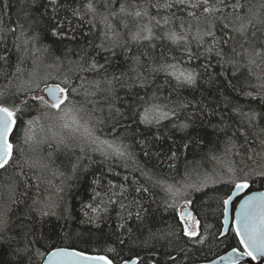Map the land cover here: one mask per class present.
I'll use <instances>...</instances> for the list:
<instances>
[{
  "label": "snow or ice",
  "instance_id": "1",
  "mask_svg": "<svg viewBox=\"0 0 264 264\" xmlns=\"http://www.w3.org/2000/svg\"><path fill=\"white\" fill-rule=\"evenodd\" d=\"M116 0H111L114 4ZM35 4V0H33ZM48 4L52 5L53 14L45 16L41 14V20L45 23V30L52 37L57 38L61 42L68 40L69 43L76 40L77 27H73L72 18L83 20L87 14H91L93 18L99 15V9L96 0H87L83 5L84 11L80 7L66 9L65 16L60 18L56 13L57 0H48ZM48 4L44 5L45 12ZM110 4V0H103V8L107 15L103 16L102 22L105 31L101 33L104 40L111 41L108 47H105L104 41L99 45H95L96 49H102L106 55L104 63H99L96 56L90 55L87 48L81 47L79 52L75 53L78 57L76 60H68V70L63 74L59 73L60 67L65 63L61 57L55 58V64L58 69L57 75L47 72L40 75L39 71L34 69L29 72L28 79L16 86L15 92L8 88L0 89V172H8L9 168L14 169L11 176L0 183V254H10L13 259L8 264H144L145 257L141 255H130L125 258L122 252L125 248L131 253L133 248H143L148 251V264H160V254L163 250L164 264H182L180 254H184V260H189L186 255L188 251L187 245H206L209 241L214 240L221 243V238L226 236L225 228L235 234L237 239V247L226 250V255L219 256L221 264H247L245 257L252 260L258 257H264V191H250L252 185L258 180L264 183V127L259 128V134L254 137L256 147H248L243 153V158L239 163L234 159L221 160L220 157L213 156L219 164L218 168L210 172H204L199 169L198 165L186 167L183 175L179 180L173 183H167L161 179L155 178V174L151 169L142 167L137 164L141 176L144 177L145 183H150L152 188H160L164 193L162 203L165 210H171L177 226L167 229L153 230L151 227V216L149 208L145 207L143 197L129 199L128 196L132 191L138 194L150 193L149 187L141 184L138 180L133 179L131 184H127L128 176L124 177V182L115 184L111 179L107 184L102 181L106 178L104 173L96 176L92 183L99 186L102 191L93 189L92 203L84 206L90 209L92 215L88 211H84L86 221L81 223H89L95 226L99 235L93 237L89 233V238L85 240L79 234L76 239L84 244L79 247L77 244H65L57 246L46 242L52 239L51 235L45 231L44 218L57 217L64 218L65 223L70 218L68 209L61 203L62 197L54 198L50 193L47 197L33 199L32 205L28 212L25 213V219L15 225L18 229L12 233V205L22 203L20 196L27 197V181L24 179V168L40 167L47 169L48 164L41 161L29 162L27 158L28 151H35L34 145L38 143L36 136V126L42 120L47 121L40 124V130L45 132V139L53 140L57 149L72 150L79 149L81 155L76 157V162L72 165L73 172H77L79 165L85 157L91 161L89 153H99L104 161L118 158L124 161L132 160L134 153L130 151V145L124 142L125 137L117 135V128L121 124V117L124 112L120 107L116 106L115 88L116 83L124 81L125 76H129L134 83H139L141 87L149 83L148 76L153 73H165L176 81L177 87L194 86L201 76H206L209 97L216 93L219 89L231 88L233 92L239 95L251 97L253 100L259 99L264 104V28L256 29L249 35L250 27L255 28L256 24L264 26V3L260 4L258 9L247 7L241 0H120L119 7L114 8ZM5 7L9 5L5 4ZM177 7L180 10L187 9V15L194 17L197 22H203L205 29L197 28L194 34H191V25L185 29L183 22L180 28L183 32H178L175 28L164 32L162 37H157L153 31L155 25L160 24V20L152 16L150 9H171ZM200 11V15H197ZM70 12V17H69ZM27 15V14H26ZM120 17L144 18L147 17L149 23L138 27L137 31L129 33V41L139 43L140 41L151 42L155 39H167L172 44H183V52L187 56V61L183 59L177 60L172 58L173 62H167L163 56L159 63L155 62L148 52H142L140 55L131 56L132 65L128 72H121L116 75L115 72L109 74L108 68L111 66V60L117 56L114 51L117 47L124 50L125 54H130L127 43H120V32L114 30L112 20ZM172 19H180L172 14L171 17H163L164 24L167 25ZM221 22L223 29L222 38L215 36L214 29L216 22ZM92 23V21H88ZM38 21L30 20L29 28H32ZM121 26L127 27V20H121ZM93 27L95 25L93 24ZM2 31V29H0ZM15 32V29H9ZM23 35V33H21ZM205 37L211 38L212 43L204 47ZM19 39V37H17ZM39 33L33 34L29 40L38 42ZM195 40L197 48H203L199 52V56L208 55L215 56L217 65L221 68L220 72H216L212 67L211 59L208 63L202 65L204 69L202 73L191 67L184 66L194 58H198L189 45ZM229 41L237 43L226 54L224 46ZM28 41H25L27 43ZM155 47V45H153ZM36 51L48 52L47 47L38 48ZM69 48L67 53H71ZM66 53V55H67ZM147 57L142 60L141 57ZM230 56V58H229ZM0 59H5L0 57ZM7 62V61H6ZM225 65H230L234 71L231 77H225ZM52 67V65H48ZM241 68L247 69V77L243 84L239 82L232 83L237 80V73L244 76ZM261 68L258 74L253 69ZM209 69H212L211 71ZM17 71L21 69L17 68ZM93 73L99 75L104 73L102 79L89 81L85 76H81L82 83L73 85L71 75L73 73ZM134 73V76L132 75ZM15 75V73H13ZM256 83H252L251 79ZM227 80V83H225ZM11 83V81H10ZM85 85H88L86 88ZM123 86V85H121ZM131 87V85H129ZM252 88L254 91H247ZM85 96H95L98 93H104V99L107 103L108 116L103 117V108L97 107L95 101L91 102L92 107L74 99L79 96L81 91ZM118 99V97H117ZM225 101L231 102L228 96L224 97ZM140 102L136 104L135 110L132 112V121L137 125L160 126L161 121L170 117L179 120L177 108H170L168 105L160 102V97L153 93L145 94L139 98ZM191 103V102H188ZM37 109L38 115L27 121H23V129L21 135H16L20 128L21 116L25 113L29 106ZM188 106L186 103L178 105L179 109ZM232 111L246 118L249 128H257V121L264 123V112L257 113L253 110L243 112L238 106H233ZM217 109L211 106V103L199 104L196 112L190 113L184 120H179L178 124H173L174 129L185 132L189 128H193L197 119L203 120L205 116L215 117ZM107 121H112V131L108 135L103 134V127ZM212 127L219 131H224L225 125L223 117L220 122L213 124ZM130 125L125 124V129ZM239 131L245 138V144H249L248 132L245 128ZM236 133H233L235 136ZM157 141L159 136L154 137ZM187 141L183 144L184 149H189L193 144L203 143V140L197 141L195 138L185 136ZM139 144L147 147L146 139L138 141ZM51 146V145H50ZM244 145L239 148L235 144L233 137L229 136L225 142V157L241 156ZM168 156L169 161L178 158V152L170 150ZM152 155L148 151H144V156ZM159 156L160 153H155ZM170 168H174V164H169ZM112 171L111 167L108 172ZM61 175H63L61 173ZM118 175V174H117ZM19 178V179H18ZM36 179H39L38 177ZM23 181V183H21ZM51 184V181H48ZM132 185H136L132 188ZM219 185L220 187H216ZM23 187L25 191L20 192ZM39 184H37V188ZM118 189V191H117ZM204 189L212 192L209 197L210 201H214L220 209L221 228L218 229V236L207 231L212 225H207V229L202 230L200 219L193 215L190 206L194 201L190 198L193 192L204 193ZM57 193L62 189H57ZM242 194V195H241ZM239 200V203H237ZM98 201V203H97ZM126 201V202H125ZM95 204V206H93ZM115 221L110 225V230L104 232L100 229V223L107 222L110 219L109 209L117 208ZM58 209L63 210V217L58 215ZM64 236L68 239L73 238L71 232H65ZM183 244V247L178 245ZM95 245V247H93ZM119 249V250H118ZM159 249V250H158ZM171 249V251H167ZM176 253V254H173ZM203 264H216L215 259H209L207 256L203 258Z\"/></svg>",
  "mask_w": 264,
  "mask_h": 264
},
{
  "label": "trees",
  "instance_id": "2",
  "mask_svg": "<svg viewBox=\"0 0 264 264\" xmlns=\"http://www.w3.org/2000/svg\"><path fill=\"white\" fill-rule=\"evenodd\" d=\"M99 9V15L95 18L91 14H87L83 20L78 18H72L73 27H77L78 31L76 34V40L69 43L68 40L60 41L55 37H52L45 30V23L41 20V14L50 16L53 14L52 5L48 4V0H0V89L8 88L10 91L15 92L16 86L21 84L23 81L28 79L29 72L34 69L39 71L40 75H44L47 72H51L52 75L58 74L56 67L55 58L61 57L65 63L60 67L59 73L63 74L68 70V60H76L78 57L75 53L79 52L81 47L87 48L90 55L96 56L99 63H104L106 55L111 53H105L102 49H96L95 45L101 44L104 41L105 47H108L111 41L104 40L101 35L105 31L104 23L102 22L103 16L107 15L103 8V0H96ZM140 0H137L139 3ZM155 2V0H153ZM162 3L163 0H160ZM234 2V0H233ZM247 7H253L258 9L264 0H241ZM87 3V0H57L56 13L60 18L65 16V10L80 7L81 11H84L83 5ZM120 0H116L114 4H110L114 8L119 7ZM131 3V0H128ZM9 5L5 7L4 5ZM48 4L47 11L45 12L44 5ZM187 9L180 10L177 7L171 9H150L152 16L160 20L159 25H155V21L152 22L154 25L153 31L157 37H162L164 32L169 29L175 28L178 32H183L184 29L180 28V24L183 22L185 29L188 25H191V34H194L197 28L205 29L206 25L201 21L197 22L194 17L187 15ZM175 13L180 19H172L169 24L165 25L163 17H171ZM27 14V15H26ZM197 15H200V11H197ZM70 17V12H69ZM127 20V27L121 26V20ZM38 21L32 28H29V21ZM88 21H92L89 23ZM114 25V30L120 32V43H127L130 54L126 55L124 50L120 47L114 49L117 56L111 60V66L108 68V73L113 72L119 75L121 72H128L129 67L132 65L131 56L140 55L142 52H148L155 62L159 63L161 57L167 62H173L172 58L175 57L177 60L183 59L187 61V56L183 52L184 45L172 44L167 39H153L151 42L140 41L139 43L129 41V33L137 31L138 27H142L148 24L147 17L144 18H133V17H120L111 21ZM93 24L95 27H93ZM216 28L214 29L215 36L222 38L223 29L221 22H216ZM15 29V32L9 31V29ZM264 28L260 24H256L255 28L250 27L249 35L256 29ZM39 33L40 39L38 42L29 40L35 33ZM23 33V35L21 34ZM19 37V39H17ZM25 41H28L25 43ZM205 45L207 47L212 43L211 38L205 37ZM236 41H229L224 46L225 53L231 52L232 47L236 44ZM155 45V47H153ZM43 47L48 48V52L36 51V49ZM191 50L197 54L198 58L192 59L190 62L184 64L186 67H191L202 73L204 69L202 65L208 63L211 59L212 67L216 72H220L221 68L217 65V59L214 55L209 57L207 54L199 56V52L203 51V48L198 49L195 40H192L189 45ZM71 48L72 52L67 53V50ZM67 53V55H66ZM230 58V56H229ZM142 60H147V57H141ZM7 61V62H6ZM52 65V67H48ZM17 68L21 71H17ZM264 68V66H261ZM261 68H254L253 70L258 74ZM210 71L212 69H209ZM234 69L230 65H225V77H231ZM241 72L237 73V80H233L232 83L239 82L243 84L245 77H247V69L241 68ZM15 73V75H13ZM134 76V73L132 74ZM85 76L89 81L102 79L104 73L101 72L98 76L93 73H73L71 80L73 85L82 83L80 77ZM251 79V78H249ZM149 83L141 87L139 83H134L129 76H125L124 81L116 83L115 100L116 106L120 107L124 112V116L121 117V124L117 128V135L125 137L124 142L130 145V151L133 152L134 158L132 160L124 161L118 158H113L109 161H104L103 157L99 153H89L91 161L88 157H85L79 165L77 172H73L72 165L76 162V157L81 155L79 149L72 150H60L57 149L56 144L53 140L40 138L39 142L34 145L35 151H28L27 158L29 162L41 161L48 164L47 169L29 168L25 166L24 179L27 181L29 187L26 189L28 192L27 197L20 196L19 199L24 201L22 203H15L12 205V233H15L18 229L15 227L17 223L25 219V213L28 212L29 207L32 205L33 199L47 197L50 193L54 198L62 197V205L68 209L70 218L58 219L57 217H46L44 218L45 231H47L52 239L46 243L64 246L65 244H77L79 247L85 245L80 243L75 237L77 234L82 236L85 240L89 238V233L93 234V237L99 235L94 225L89 223H81L86 221L87 217L84 216V211H88L89 215H92L90 209H85L84 206L92 203L93 189L96 191H102L99 186L93 185V179L101 173L105 174V179L102 181L103 184H107V181L111 179L115 184L124 182V177L128 176L127 184H131L133 179L138 180L141 184L149 187L150 193L138 194L132 191L128 196L129 199L143 197L145 207L149 208L151 216V227L153 230L156 229H167L169 226L175 228L177 222L174 219L172 211L165 210V206L162 203L164 193L160 188H152L150 183H145L144 177L141 176L140 172L136 170L137 164L142 167H146L152 170L155 174V178L161 179L167 183H173L179 180L183 175L185 168L192 165H198L199 169L204 172H210L215 168L219 167L216 160L212 159L213 156L220 157L221 160L234 159L236 163H239L243 158V153L247 151L248 147H256L254 137L259 134V128L264 127V123L257 121V128H249L246 118L232 111L233 106H238L243 112H249L253 110L257 113L264 112V104L259 99L253 100L251 97L239 95L237 92H233L231 88L219 89L216 93H213L209 97V93L206 90L207 85L204 81L207 80L206 76H201L196 85L194 86H183L177 87L176 81L171 77L166 76L165 73H153L148 76ZM11 81V83H10ZM252 83H256L254 79H251ZM227 83V80H225ZM123 85V86H121ZM131 85V87H129ZM87 88L88 85H85ZM247 91H254L252 88L246 89ZM156 93L160 97V102L168 105L170 108H177L179 120H184L190 113L196 112L199 104L211 103L213 108L217 109V115L215 117H207L203 120L197 119L196 124L193 128H189L185 132H181L178 129L172 127L173 124H178L179 120L175 117H170L167 120L161 121L160 126H148L137 125L132 121V112L135 110L136 104L140 102L141 96L152 95ZM228 96L230 103L225 101L224 97ZM104 93H98L95 96H85L83 90L79 96L74 99L86 104L88 107H92L93 101H95L97 107L103 108V117L108 116L107 103L105 101ZM118 97V99H117ZM191 102V103H188ZM186 103L188 106L184 109H179L178 105ZM38 111L36 108L29 106L28 110L21 116L20 128L16 135L19 137L23 129V121L32 119L37 116ZM223 117L225 125L224 131H219L212 127L213 124L220 122V118ZM112 121H107L103 127V134L108 135L112 131ZM130 125V128L125 129V124ZM42 122H38L40 126ZM44 124V123H43ZM36 126V130L37 127ZM46 127V125H45ZM245 128L248 132L249 144H245L244 136L237 131L240 128ZM236 133L233 136V133ZM190 136L195 138L197 141L203 140V143L193 144L189 149H184L183 144L187 142L184 137ZM159 136L160 139L157 141L154 137ZM233 137V140L237 147L244 145L242 149H239L242 153L241 156L225 157V142L227 137ZM111 139L112 136L108 135ZM146 139L147 147L145 148L138 143L139 140ZM40 145L39 147H37ZM51 145V146H50ZM170 150L178 152V158L169 161L168 156L171 154ZM144 151H148L152 155L149 157L144 156ZM155 153H160L156 156ZM174 164V168H170L169 164ZM111 167L112 171L109 173L108 168ZM14 169L9 168L8 172H0V183L4 182L7 177L11 176ZM61 173L63 175H61ZM118 174V175H117ZM39 179H36V178ZM19 179V178H18ZM51 181V184L48 183ZM23 183V181H21ZM37 184L39 187L37 188ZM136 185H132L134 188ZM216 187H220L217 185ZM62 189L61 192L57 193V189ZM264 189V183L257 181L252 185L251 189ZM20 192L25 191L23 187L19 189ZM118 191V189H117ZM205 194L199 192H193L191 199L194 201L193 205L190 206L195 216L201 221L202 230L207 229V225L211 224V229L207 231L218 236V229L221 228V217L219 215L220 209L214 201H210L209 197L213 195L208 189L203 190ZM126 202V201H125ZM98 203V201H97ZM95 206V204H93ZM58 215L63 217L64 213L62 209H58ZM119 211L117 208H110L109 215L110 219L107 222L100 223V229L104 232L110 230V225L115 221L116 212ZM65 232H71L73 234L72 239H68L64 236ZM221 243H216L214 240L209 241L206 245H192L188 244V251L186 255L189 260H184V254H180V260L182 264L191 262L202 261L205 256L209 259L225 252L226 250L237 247V239L235 234L227 232L224 238H221ZM183 247V244L178 245ZM95 247V245H93ZM119 250V249H118ZM159 250V249H158ZM160 264H164L163 250H160ZM171 251V249H167ZM176 254V253H173ZM122 255L128 258L130 255H141L145 257L144 264H148L147 257L148 251L143 248H133L130 253L127 248L124 249ZM13 257L10 254H0V264H8V261L12 260ZM244 264V263H242Z\"/></svg>",
  "mask_w": 264,
  "mask_h": 264
},
{
  "label": "water",
  "instance_id": "3",
  "mask_svg": "<svg viewBox=\"0 0 264 264\" xmlns=\"http://www.w3.org/2000/svg\"><path fill=\"white\" fill-rule=\"evenodd\" d=\"M256 190L264 191V189H262V188H260V189H251L250 191H256ZM237 203H239V200H237ZM190 210L192 211L191 208H190ZM192 213H193V211H192ZM193 215H194V213H193ZM224 230H225L226 233L228 232V230L226 228ZM230 249H228V250H230ZM223 255H226V251L221 253V254H219V255H217V256H215V257H213V258H211V259H215L216 260V264H221V261L219 260L218 257L219 256H223ZM244 261H246L247 264H264V257H258L255 260H252L250 257H245ZM242 263H244V262H242ZM187 264H203V260L202 261H198V262H191V263H187ZM225 264H226V262H225Z\"/></svg>",
  "mask_w": 264,
  "mask_h": 264
},
{
  "label": "rangeland",
  "instance_id": "4",
  "mask_svg": "<svg viewBox=\"0 0 264 264\" xmlns=\"http://www.w3.org/2000/svg\"><path fill=\"white\" fill-rule=\"evenodd\" d=\"M41 122H42V124L44 123V125H47V121H46V120H42ZM37 126H38V125H37ZM45 135H46V133H45V132H42V131L40 130V126H38V127H37V130H36L37 141H39L40 138L45 137ZM40 141H41V140H40ZM39 146H40V145H38L37 147H39Z\"/></svg>",
  "mask_w": 264,
  "mask_h": 264
}]
</instances>
